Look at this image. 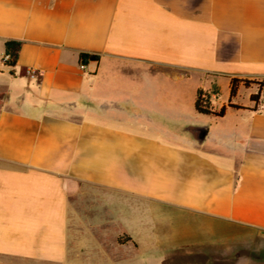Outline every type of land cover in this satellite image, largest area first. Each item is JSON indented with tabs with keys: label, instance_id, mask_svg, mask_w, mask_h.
<instances>
[{
	"label": "crops",
	"instance_id": "1",
	"mask_svg": "<svg viewBox=\"0 0 264 264\" xmlns=\"http://www.w3.org/2000/svg\"><path fill=\"white\" fill-rule=\"evenodd\" d=\"M234 78L264 84V0H0V258L264 264V85Z\"/></svg>",
	"mask_w": 264,
	"mask_h": 264
},
{
	"label": "trees",
	"instance_id": "2",
	"mask_svg": "<svg viewBox=\"0 0 264 264\" xmlns=\"http://www.w3.org/2000/svg\"><path fill=\"white\" fill-rule=\"evenodd\" d=\"M22 46V42L18 40H8L5 42V59L3 60L4 66L12 70L18 62L19 52ZM80 63L86 64L90 61H98L99 57L96 55H89L82 53L79 56ZM243 82L245 86H249L250 84H256L259 86H263L264 84L257 81H248V80H240V79H232L231 80V90L230 96L234 97L237 92V87L239 83ZM252 100H257L258 95H252ZM231 106V105H230ZM235 109H240L238 106H231ZM195 109L199 114L202 115H212L216 117H222L225 113V107L221 108L219 111L214 110L210 103V95L203 91L198 90L196 94V101H195Z\"/></svg>",
	"mask_w": 264,
	"mask_h": 264
},
{
	"label": "rangeland",
	"instance_id": "3",
	"mask_svg": "<svg viewBox=\"0 0 264 264\" xmlns=\"http://www.w3.org/2000/svg\"><path fill=\"white\" fill-rule=\"evenodd\" d=\"M86 194L89 195L90 190H86ZM84 196H86V195L82 194V196H77L76 198L72 199V201L74 202V204L76 206V209H78L79 211L80 210L84 211L83 214H80V215L79 214L70 215V220L73 222H84V223H90L91 222V219H92V212H91L92 208L90 206L91 200L89 197H86L87 199H85ZM79 206L81 207V209ZM82 233L86 237V239H88V240L90 239V231H83ZM107 249H109V248L105 247L106 251H107ZM110 249L112 250L113 248L110 247ZM234 249H236V247L233 248L232 251H234ZM130 251L132 254H135L137 252V247H131ZM139 259H140L139 255L131 257L130 264H139ZM0 264H26V263L17 262V261L8 259V258H0ZM28 264H40V263H28Z\"/></svg>",
	"mask_w": 264,
	"mask_h": 264
},
{
	"label": "built area",
	"instance_id": "4",
	"mask_svg": "<svg viewBox=\"0 0 264 264\" xmlns=\"http://www.w3.org/2000/svg\"><path fill=\"white\" fill-rule=\"evenodd\" d=\"M4 59H5V57H4ZM27 74L33 76L35 74V72L33 70H29V71H27Z\"/></svg>",
	"mask_w": 264,
	"mask_h": 264
},
{
	"label": "water",
	"instance_id": "5",
	"mask_svg": "<svg viewBox=\"0 0 264 264\" xmlns=\"http://www.w3.org/2000/svg\"><path fill=\"white\" fill-rule=\"evenodd\" d=\"M202 136H204V134Z\"/></svg>",
	"mask_w": 264,
	"mask_h": 264
}]
</instances>
